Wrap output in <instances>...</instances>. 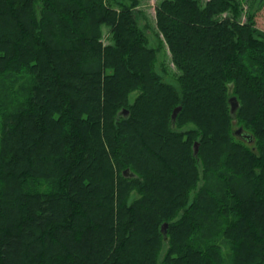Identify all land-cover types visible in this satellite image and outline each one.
I'll list each match as a JSON object with an SVG mask.
<instances>
[{"label":"trees","instance_id":"obj_1","mask_svg":"<svg viewBox=\"0 0 264 264\" xmlns=\"http://www.w3.org/2000/svg\"><path fill=\"white\" fill-rule=\"evenodd\" d=\"M262 7L0 0V264H264Z\"/></svg>","mask_w":264,"mask_h":264},{"label":"rangeland","instance_id":"obj_2","mask_svg":"<svg viewBox=\"0 0 264 264\" xmlns=\"http://www.w3.org/2000/svg\"><path fill=\"white\" fill-rule=\"evenodd\" d=\"M139 1V9L144 13L143 18L139 19L140 27L144 28V25L147 24L149 27V46L152 48H161L163 47L162 51L160 52V61L158 66V71L162 74L161 66L165 65L169 69L170 78L168 77L167 80L170 83H176L175 78H173V74H177L178 70L175 68L172 58L171 52L169 49L168 44L165 42L164 37L160 34L157 26L156 21V8L163 0H138ZM202 5H205L209 0H200ZM259 0H241L242 2V15H241V22L246 23L248 20V15L254 13L256 5ZM228 16V13H224L219 17V19H223L224 17ZM256 25L259 29L264 31V7L261 8L256 13ZM160 40V41H159ZM102 41L105 45L111 44L113 42V38L110 32V28L104 26L103 27V37ZM160 44L162 46H160ZM170 79V80H169ZM136 94H132L131 101L133 102L136 98ZM235 130H238V127L235 126ZM195 145V144H194Z\"/></svg>","mask_w":264,"mask_h":264},{"label":"water","instance_id":"obj_3","mask_svg":"<svg viewBox=\"0 0 264 264\" xmlns=\"http://www.w3.org/2000/svg\"><path fill=\"white\" fill-rule=\"evenodd\" d=\"M230 107H231V114L232 115H235L236 111L238 110L239 106H240V103L238 101V99L236 97H232L230 100ZM182 107H177L174 111H173V114H172V120L173 122L176 121V118L179 114V112L181 111ZM123 114H125L127 116V114H129L128 110H124L122 112ZM235 136L238 137L239 139H247L249 138V135L245 133V130L243 128H239L236 132H235ZM199 152V142H196L195 145H194V154L195 156H197ZM123 175L125 177H134V174L129 170V169H126L124 170L123 172ZM167 229H168V224L165 223L162 227V231L166 234L167 233Z\"/></svg>","mask_w":264,"mask_h":264}]
</instances>
